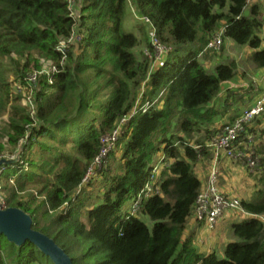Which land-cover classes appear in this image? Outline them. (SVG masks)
I'll list each match as a JSON object with an SVG mask.
<instances>
[{"label": "trees", "instance_id": "16d2710c", "mask_svg": "<svg viewBox=\"0 0 264 264\" xmlns=\"http://www.w3.org/2000/svg\"><path fill=\"white\" fill-rule=\"evenodd\" d=\"M126 1L79 0L74 12L67 0H0V117L7 114L1 135L10 147L19 145L18 160L0 173L5 208L31 216L32 228L53 239L73 264H264V223L257 218L264 215V116L245 127L254 137L262 189L240 206L255 217L233 223L235 240L224 245L222 257L183 240L206 180L196 167L211 162L206 144L229 123L214 126L219 112L213 101L236 76L233 62L208 72L200 60L216 52L205 48L226 26V36L251 48L252 64L263 69L258 8L245 15L246 0H133L167 48L153 68V45L147 41L152 57L143 54L140 61L134 54L137 37L123 28ZM73 36L64 53L56 50ZM39 57L52 59L57 71L39 78L31 117L18 96L11 98L3 59L13 62L14 77L24 83L25 75L39 68ZM226 91L225 109L250 104L258 94ZM139 100L146 109L120 128L108 154L112 164L99 171L102 190L93 194L83 180L101 139ZM156 154L163 164L148 192ZM31 188L37 196L24 198ZM0 264L53 262L32 242L17 245L0 233Z\"/></svg>", "mask_w": 264, "mask_h": 264}, {"label": "rangeland", "instance_id": "374dc122", "mask_svg": "<svg viewBox=\"0 0 264 264\" xmlns=\"http://www.w3.org/2000/svg\"><path fill=\"white\" fill-rule=\"evenodd\" d=\"M69 3V7L74 8V12L78 11L79 8V0H67ZM253 6H256L258 8L257 14H254L255 18L257 21L260 23V26L256 29V32H258L260 35L264 33L262 30L264 28V0H253L251 1L248 5L247 8L245 9L244 14L245 15H251V8ZM226 12V9L223 10ZM146 16H143L139 14L136 10L135 5L133 4V0H127L126 5H125V16H124V22H123V28L127 31H130L134 33V35L138 39V45L134 50V54L136 57L141 61L142 60V55L144 54L146 57L151 58L152 56L150 55V52L147 49V41L151 45H155V55L156 58L153 60L152 66L153 68H156L159 62L162 61V59L165 57V54L162 53V50L160 47L156 48V41L155 38L153 39V32L152 29L148 26L147 23L143 20V18ZM76 36H73V38H70L67 43H73L75 40ZM77 38V37H76ZM262 46H264V42L262 43ZM154 47V46H153ZM252 52V49L249 48L247 45H238L235 44L232 40L230 39H225L224 45L221 47L218 52L216 51L215 53H209L208 57L206 58L205 56L201 58V63L205 67L206 71L212 72L214 70V67L219 64V63H230L233 62L235 64V71H236V76L233 81H231L229 84L237 86L235 89V86H231L232 89L230 90H240L241 93L249 91V93L255 91V83H259L258 81L260 76L259 70L254 67L250 60V54ZM160 56V57H159ZM15 59H18L20 64L22 65L24 60L20 57H17L16 55H13ZM17 57V58H16ZM64 60V59H62ZM61 60L60 64L63 63ZM3 63L5 65H8V71H7V76L8 79L11 83V87L15 88L18 86L19 82L21 79H16L14 77V71L12 70V64L9 59H3ZM57 64L50 58H45V57H39V68L34 69L29 71L25 76L27 75H32V73H37L38 78L43 77L44 74H39V71L43 69V71L52 72L53 67H55ZM45 73V72H42ZM46 75V74H45ZM20 85V84H19ZM25 85V84H24ZM23 85V86H24ZM249 85V87H248ZM227 85L223 87V89L226 88ZM247 89H243L246 88ZM252 86V88H251ZM39 83H37L35 86L32 88H29L27 90L21 88V89H13L12 90V99L16 96H18L17 103L22 106L23 108L26 109V113H28L30 116L32 115V108L35 107V94L36 90L39 89ZM229 87V86H228ZM228 89V88H227ZM227 89L221 91L219 95L215 98L213 101V108L217 109L219 112V115L214 118V126L220 127L222 124L226 122H230V117L235 116L237 113L242 112L249 104H233L232 107H229L227 109L224 108L223 104V99L226 96ZM252 89V90H251ZM145 91L144 87L140 88V93L143 94ZM243 91V92H242ZM260 91L257 90L256 93ZM161 93L159 92L157 94L156 98H159ZM141 95L139 96V98ZM156 100V99H155ZM154 100V101H155ZM152 101V102H154ZM211 106V105H210ZM136 109H146V107L140 106V100L137 102L134 110ZM133 110V111H134ZM137 113V112H136ZM7 114H4V116L0 117V145H2L3 152L0 155V159H8L10 157H13V155H16L15 152L17 151L18 147H10L7 144V138L2 136L1 132V126H2V120L6 118ZM120 130V125L118 126ZM117 127V128H118ZM123 126H121L122 128ZM173 129V128H172ZM114 147V146H113ZM113 149V148H112ZM111 149V150H112ZM110 150V151H111ZM109 154V153H108ZM109 155L106 156V159L104 162L101 164H95L92 166L91 173L87 174L86 180L83 183V186L86 187L87 185L90 184L93 187L87 188L88 191L92 192L93 194L100 192L102 190V181H101V174L99 173L100 170H105L108 165L112 164V160ZM211 158V157H210ZM162 157H160L159 154H156L153 157V166H155V173L158 174L159 170L161 169V165L163 164L161 162ZM161 162V163H160ZM210 160H202L196 167V171L201 174V178L205 179L207 177L208 171L210 169ZM231 165V166H230ZM226 164V166L221 167L220 169V175L218 179V187L220 189V186L226 185L227 182H231L233 185H235L234 190H236L235 196L241 200L249 201L252 200L256 197L258 194V191L262 189L261 184H260V175L262 174L261 169L259 168L260 166L250 169L246 167V162H237V163H230ZM259 168V169H258ZM3 181L1 180V184ZM220 185V186H219ZM33 193L34 195L37 196V191L33 190L32 188L25 191L21 195L26 198L27 194ZM0 195L4 197L5 192L2 191L0 192ZM234 196V195H233ZM38 199H42V197H39ZM37 199V200H38ZM130 200L127 205L129 206ZM237 216H243L242 214L240 215L239 213ZM259 220H261L264 223V215H259L257 216ZM214 233H218L220 237L222 235L225 236L226 239L223 241L224 243L221 244V242H218L214 245V249L216 250V253L219 257L223 256V248L224 245L228 241H233L235 240V237L232 235V229L231 226L228 225V222L225 220H222L221 218L217 222L215 228L212 230ZM232 235V236H231ZM231 237H233L231 239ZM219 238V237H216Z\"/></svg>", "mask_w": 264, "mask_h": 264}, {"label": "built area", "instance_id": "2783aa9c", "mask_svg": "<svg viewBox=\"0 0 264 264\" xmlns=\"http://www.w3.org/2000/svg\"><path fill=\"white\" fill-rule=\"evenodd\" d=\"M253 0H246V6L244 8H247V5ZM143 20L145 23L148 24V26L152 29L153 32V39L156 41V48L160 47L162 50V53H165L167 51V48L163 46L157 37V32L152 25L151 21L144 17ZM264 31V28L262 29ZM256 35L261 39V44L264 42V33L259 34L256 32ZM225 39H230L226 36V26L221 27L219 30L216 31V33L213 35L209 43L207 44L206 49H212L214 51H217L221 49V47L224 45ZM231 40V39H230ZM67 42H61L56 47V50L64 53V49L66 48ZM154 49H155V45ZM156 56V55H155ZM160 57V56H159ZM57 71V65L53 67L52 72H46L39 71V74H46L45 76L47 78L51 77V75ZM45 72V73H42ZM260 76L259 83H255V93L258 91L257 95L253 100L250 102V104L240 113L239 116H237L234 120H232L229 123H226L223 125L221 132L217 135H215L207 144L206 147L211 152V164L210 169L207 174L204 187L201 189V191L197 195L196 199V207L194 212V226L199 227L200 225L205 228L207 231H212L219 219L224 215L226 212H236L239 214H242L244 217H252L253 215L246 213L241 209L240 201L236 196L226 194L222 192L218 187V179L220 175V169L223 165V163H237V162H246V167L250 169H254L258 166V157L255 155V142L254 137L252 134L245 133V127L255 118L259 116H264V69L259 70ZM43 75V76H44ZM38 74L32 73V75H27L24 79V83L22 81L19 82L18 86L13 89H29L35 86L38 81ZM25 84V85H24ZM24 85V86H23ZM232 84H228L225 89H232ZM229 86V87H228ZM235 86V85H232ZM237 86H235V89ZM249 87V85H248ZM222 88V91L225 90ZM227 89V90H228ZM243 89H247L243 88ZM243 92V91H242ZM145 110V109H143ZM35 107L32 108V115H34ZM138 111V109L132 111L131 115L128 117H123L120 120V128L122 125H125L128 123L130 117L135 114ZM120 134L119 127L115 129L110 135H106L101 139V148L95 157L93 161V165L95 164H101L106 159V156L110 152V150L113 148L115 142L117 141ZM22 140L20 141V143ZM19 147V145H18ZM16 155H13V157L6 158L10 161V163H14L18 160V150L15 152ZM153 164V161L152 163ZM151 173L150 180L152 182H148L145 185V189L149 192L152 189L153 184V174H155V166L151 165ZM7 165V164H6ZM92 166L88 169L87 174L91 173ZM5 169V165L0 167V173H2ZM87 174L83 180L85 182ZM0 192H1V178H0ZM140 196H137V199L139 200ZM138 202V201H137ZM0 205L1 208H5V202L3 197L0 195ZM255 217V216H253Z\"/></svg>", "mask_w": 264, "mask_h": 264}, {"label": "water", "instance_id": "95a60500", "mask_svg": "<svg viewBox=\"0 0 264 264\" xmlns=\"http://www.w3.org/2000/svg\"><path fill=\"white\" fill-rule=\"evenodd\" d=\"M7 159H0V167L9 164ZM0 233L17 245L30 241L48 256L53 264H73L70 257L47 235L32 228V218L16 207L1 208Z\"/></svg>", "mask_w": 264, "mask_h": 264}, {"label": "crops", "instance_id": "0c3cea01", "mask_svg": "<svg viewBox=\"0 0 264 264\" xmlns=\"http://www.w3.org/2000/svg\"><path fill=\"white\" fill-rule=\"evenodd\" d=\"M258 70H262V69H258ZM226 164L230 165V163L227 162V163H223L222 167L223 166L225 167ZM234 187H235V185H233L229 181V182H227L226 185L220 186V190L226 194H230V195L235 196L236 190H234ZM237 214L238 213H236V212H230L229 211V212L224 213V215L221 217V219L228 222V225H230L232 227L233 223H235L236 221H240L243 218H247L244 216H237ZM216 237H219V238H216ZM232 238L233 237H231V239ZM186 239H191L192 243L198 249L199 252L209 253L212 251L216 252V250L214 249V245L218 242H221V244L224 243L223 241H225L224 239H226V238L224 235H222L220 237V235L218 233H214L212 231L205 230V228L202 227L201 225L199 227H195L194 226V217L190 216L187 220V224H186V228H185V232H184V236H183V240H186Z\"/></svg>", "mask_w": 264, "mask_h": 264}]
</instances>
